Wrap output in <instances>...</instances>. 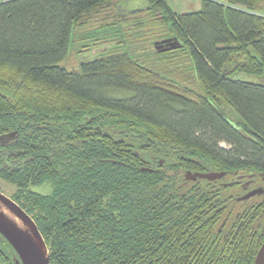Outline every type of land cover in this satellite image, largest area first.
<instances>
[{"label": "trees", "instance_id": "16d2710c", "mask_svg": "<svg viewBox=\"0 0 264 264\" xmlns=\"http://www.w3.org/2000/svg\"><path fill=\"white\" fill-rule=\"evenodd\" d=\"M127 1L0 0V179L51 264H254L264 200L237 199L264 183V85L235 77L264 75V0L128 23ZM102 14L118 49L66 68Z\"/></svg>", "mask_w": 264, "mask_h": 264}, {"label": "rangeland", "instance_id": "374dc122", "mask_svg": "<svg viewBox=\"0 0 264 264\" xmlns=\"http://www.w3.org/2000/svg\"><path fill=\"white\" fill-rule=\"evenodd\" d=\"M167 2L169 6L173 9V11L177 14H185L189 12L199 11L202 7V0H167ZM122 6L123 8L120 10V12L123 13V19L127 23L129 21H137L138 19L145 18L144 11L146 8V2L144 0L127 1L123 3ZM107 17L108 16L104 14L95 17L82 30H78L76 32L71 52L65 65L66 68L70 70H77L81 63L99 58L112 49H118L115 47L116 45H118V39L112 40V35L108 36V32L104 31V26L106 25V23H110L111 21L107 20ZM132 38L139 40L137 35H133ZM137 46L138 45L132 47L131 45H128L131 50L138 49L139 52V47L137 48ZM235 78L264 85V75L261 77H257L246 74H238ZM151 163H153V161H151ZM51 189L52 188L50 185H44L33 188L35 192L40 194H51ZM0 192L15 201L12 198V196L16 192L15 187L1 179ZM263 199L264 197L261 198L259 196L254 198L255 201H261ZM15 203H17V201H15ZM17 204L19 205V203Z\"/></svg>", "mask_w": 264, "mask_h": 264}, {"label": "water", "instance_id": "95a60500", "mask_svg": "<svg viewBox=\"0 0 264 264\" xmlns=\"http://www.w3.org/2000/svg\"><path fill=\"white\" fill-rule=\"evenodd\" d=\"M224 176L225 173L193 174L188 172L186 178L191 181L197 179L216 181ZM263 194L264 187H261L237 200L239 202L248 201ZM0 235L13 249L11 255L13 264H51L50 249L34 219L2 192H0ZM254 264H264V242L256 255Z\"/></svg>", "mask_w": 264, "mask_h": 264}, {"label": "flooded vegetation", "instance_id": "af4514ba", "mask_svg": "<svg viewBox=\"0 0 264 264\" xmlns=\"http://www.w3.org/2000/svg\"><path fill=\"white\" fill-rule=\"evenodd\" d=\"M252 181L251 180H249V182H247V183H245V185H243V189H244V191L246 192V193H248V192H251V191H253V190H256V189H258V188H261V187H263V182H261L260 184H258V185H255V187H254V185L251 183ZM253 185V186H252ZM258 186V187H257ZM259 197H261V198H263L264 197V194L263 195H261V196H259ZM264 200V199H263Z\"/></svg>", "mask_w": 264, "mask_h": 264}, {"label": "bare ground", "instance_id": "6f19581e", "mask_svg": "<svg viewBox=\"0 0 264 264\" xmlns=\"http://www.w3.org/2000/svg\"><path fill=\"white\" fill-rule=\"evenodd\" d=\"M264 180V179H263Z\"/></svg>", "mask_w": 264, "mask_h": 264}]
</instances>
